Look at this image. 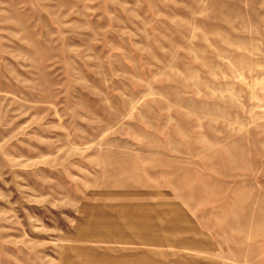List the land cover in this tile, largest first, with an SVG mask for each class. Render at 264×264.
<instances>
[{
  "label": "rangeland",
  "instance_id": "1",
  "mask_svg": "<svg viewBox=\"0 0 264 264\" xmlns=\"http://www.w3.org/2000/svg\"><path fill=\"white\" fill-rule=\"evenodd\" d=\"M264 0H0V264H254Z\"/></svg>",
  "mask_w": 264,
  "mask_h": 264
},
{
  "label": "crops",
  "instance_id": "2",
  "mask_svg": "<svg viewBox=\"0 0 264 264\" xmlns=\"http://www.w3.org/2000/svg\"><path fill=\"white\" fill-rule=\"evenodd\" d=\"M262 199L264 203V195L262 196ZM262 234L264 235V233ZM260 243H262V245L257 244L251 248L248 247L246 249L247 258L254 264H264V237L262 238V241Z\"/></svg>",
  "mask_w": 264,
  "mask_h": 264
}]
</instances>
